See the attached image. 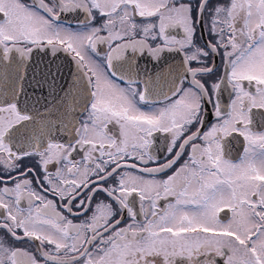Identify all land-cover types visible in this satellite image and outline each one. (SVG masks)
<instances>
[{
  "label": "snow or ice",
  "instance_id": "6c2138e0",
  "mask_svg": "<svg viewBox=\"0 0 264 264\" xmlns=\"http://www.w3.org/2000/svg\"><path fill=\"white\" fill-rule=\"evenodd\" d=\"M34 48L71 56L68 92L90 100L74 140L23 150L8 135L29 117L0 103V264H264V0H0V53ZM166 52L180 65L138 79L137 54Z\"/></svg>",
  "mask_w": 264,
  "mask_h": 264
},
{
  "label": "flooded vegetation",
  "instance_id": "af4514ba",
  "mask_svg": "<svg viewBox=\"0 0 264 264\" xmlns=\"http://www.w3.org/2000/svg\"><path fill=\"white\" fill-rule=\"evenodd\" d=\"M21 2L26 5H30L32 4L33 0H21ZM46 2L50 3L51 0H46ZM219 2H225V0H219ZM77 18H79L78 15L74 13L63 14L60 22L65 25L74 26L75 19ZM140 22L141 21L137 19V23H140ZM211 38L212 37L209 36L208 33L203 30V28L197 29V33H196L197 44H201L204 40H208ZM14 51H15L14 49L10 51L7 59H5L3 54L0 53V103H5V104L13 103V102L16 103L18 110L29 117V119L26 120V122H31L33 117L36 118L37 113H38L37 110H39L40 114H43L41 110H44V114H50V110H51L50 107H58V108L61 107L62 108L65 105H68L67 102L65 101L52 100L51 92H49L51 91V89H48V88L46 89V87H43L42 82L40 84H37L36 82L34 83V82H31L30 79H27L26 74L27 72L29 73L30 71L29 69L14 68L16 64H19L21 66V62L15 63L17 56L14 54L15 53ZM105 51H107V46L106 45L101 46V52H105ZM128 56L132 57L130 50L128 52ZM135 57L140 58L139 62L135 61V65L139 67L138 70H139L140 76L138 77V79L146 78L147 76L150 75L154 80L155 76L158 73H160L162 69H165L170 66H178L181 63V56L179 55V53H172V52H166L165 54H163L160 61L153 60L151 56H149L147 53L143 55L137 54ZM215 60L217 64V70H216V73L206 78L209 83L217 79L219 74L223 71V65L221 64L220 57H216ZM193 66H197V65L193 64ZM33 75H36V74H33ZM4 76H10V79H5ZM36 81H41V80L37 79ZM51 84L55 85L53 83ZM135 86L140 88L141 90L144 88L143 83H138ZM184 86L187 87L186 84ZM42 88H45V89H42ZM57 96L55 94L54 97H57ZM89 100H90V97H89ZM221 102L223 105L228 104L229 94L227 91H225L223 95L221 96ZM156 106L159 107L162 105L157 104ZM207 109L208 111L206 113V124L204 125V130H207L208 127H210L213 123L216 122V118L212 115L213 109L211 105H208ZM253 111L255 112L256 110L254 109ZM62 113H63L62 111L57 112V115L59 118H61ZM86 115H87L86 112L85 113L82 112L78 117V121H82L83 119H85ZM24 122L25 121H22L19 125L15 126L12 130H10L9 135H8V139L12 142V146L14 148H18L21 150H23L26 147H31L33 145L32 142H35L36 137H37L36 131L33 133L32 128H27L29 129L28 131H22L23 133L21 132V126L24 124ZM255 124H256L257 130H264L260 128V118L258 116L255 118ZM33 130H36V128H34ZM22 138L24 139V141L21 142ZM74 139H75V128L72 133H68V134L66 133L65 135H62V137L60 138L58 137V138L53 139V141L67 143ZM156 140H157L156 148L163 149L164 141H163L162 134L161 135L157 134ZM229 144H230V158L234 162H238L241 154L243 153V147H244L243 138L238 137L237 135L234 134L233 137L230 138ZM80 155H82V153ZM80 155H77L75 158L79 159ZM158 155H160L161 162H163V157H164L163 151L159 152ZM185 157H186V153H185ZM38 159H39L38 157L33 156L31 158H26L22 160L20 162L21 164L20 170L23 171L25 168L33 167V168H36V171L39 174L40 169L37 167ZM182 163H183V159L176 165V167H179L180 164ZM50 170L54 171L55 166L54 165L51 166ZM174 170L175 168L172 169V171ZM166 174H171V173L168 172ZM13 175H15V173H13ZM33 184L35 186L34 179H33ZM161 206H163V202H161ZM80 219H83V217H80ZM128 222H129L128 218L127 216H125V220L123 223L127 224ZM121 226H123V224ZM3 236H4V232L0 231V237H3ZM9 242L11 243V241ZM14 246L21 247V248H29L33 251L35 250L34 245H30L27 243H16L14 244Z\"/></svg>",
  "mask_w": 264,
  "mask_h": 264
},
{
  "label": "water",
  "instance_id": "95a60500",
  "mask_svg": "<svg viewBox=\"0 0 264 264\" xmlns=\"http://www.w3.org/2000/svg\"><path fill=\"white\" fill-rule=\"evenodd\" d=\"M14 52L13 53L17 56L15 63L21 62V66L16 64L14 68L29 69L30 74L27 72V79H30L31 82H36L37 84L42 82L43 87L51 89V91H48L51 92L52 100L65 101L68 104L62 108L50 107V114H44V110H41L43 114H40L39 110H37L38 113L36 118L33 117L31 122L25 121L21 126V132L28 131L29 129L27 128H32V132L34 133L36 131L37 133L36 140L32 143L39 144L40 146L45 145L48 140H53L58 137L60 138L66 133H72L79 115L83 112V108L89 100V96L86 94V82H82L85 94L79 100L78 104L73 102V99L68 92L70 83L73 80V74L76 72V66L72 61L71 56L63 51H57L53 54L48 48L43 50L34 48L27 58L22 57L16 51ZM135 61L139 62L140 58L135 57ZM53 64L59 65L62 68V71L59 73V79L55 85H52V82L48 79L49 73L47 71ZM4 78L10 79V76H4ZM37 79L41 81H36ZM55 94L56 96L58 94V96L54 97ZM59 111L63 112L61 118L57 115V112ZM34 128H36V130H33ZM22 141H24L23 138L21 142Z\"/></svg>",
  "mask_w": 264,
  "mask_h": 264
}]
</instances>
